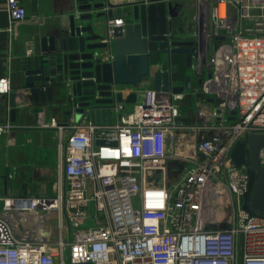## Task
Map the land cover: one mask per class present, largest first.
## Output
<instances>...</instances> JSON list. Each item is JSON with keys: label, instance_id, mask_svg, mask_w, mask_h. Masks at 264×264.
Instances as JSON below:
<instances>
[{"label": "built area", "instance_id": "1", "mask_svg": "<svg viewBox=\"0 0 264 264\" xmlns=\"http://www.w3.org/2000/svg\"><path fill=\"white\" fill-rule=\"evenodd\" d=\"M24 1L6 0L12 22L27 17ZM200 2L219 41L205 66L211 71L197 124L179 121L177 101L186 92L153 87L139 89L135 104H112L111 123L88 114L66 124L54 119V194L7 196L3 207L55 212L61 236L22 238L0 215V264H264V216L243 208L248 167L231 155L238 140L264 134V0ZM124 23L108 19L110 36ZM201 71L196 49L192 72L199 78ZM11 91L10 76H0V96ZM259 161L264 165V145Z\"/></svg>", "mask_w": 264, "mask_h": 264}, {"label": "water", "instance_id": "2", "mask_svg": "<svg viewBox=\"0 0 264 264\" xmlns=\"http://www.w3.org/2000/svg\"><path fill=\"white\" fill-rule=\"evenodd\" d=\"M79 1V15H70L68 25L43 36L40 51L27 58L21 88L28 95L17 91L10 94L12 120L18 112V96H24L34 113H42L43 103L54 100L57 86L66 90L69 113L76 119L88 114L92 122L111 123L112 104H135L139 100L140 91L125 93L126 85L148 80L157 92L178 94L202 85L192 72L194 40L179 36L176 27L184 1ZM114 17H123L125 23L114 26L111 37L107 20ZM209 100L222 101L214 97ZM24 102L23 112L27 106ZM263 145L264 134H249L231 151L237 167H248L243 208L251 215L264 216V165L259 161Z\"/></svg>", "mask_w": 264, "mask_h": 264}, {"label": "crops", "instance_id": "3", "mask_svg": "<svg viewBox=\"0 0 264 264\" xmlns=\"http://www.w3.org/2000/svg\"><path fill=\"white\" fill-rule=\"evenodd\" d=\"M123 1L128 0H112L114 3ZM181 1L185 3L184 8L189 5L193 7L189 0ZM24 5L27 17L12 22L6 0H0V76H10L11 93L17 91L28 95L21 88L27 58L40 51L43 36L54 34L68 25L70 15H79L80 1L25 0ZM193 40L197 49V40ZM143 87L153 86L147 80L140 85H126L124 90L127 93ZM10 94L0 99V215L11 221L22 238L57 239L61 236L57 213L29 210L7 212L3 207V198L54 194L60 149L59 132L52 121L57 119L59 123L66 124L73 116V113H69L66 90L54 87V100L43 103L45 111L42 113H34L32 105L24 102V96H18L15 120L11 119ZM23 102L27 103L24 112ZM133 108L127 105L128 110ZM67 135L68 131H65L64 136ZM62 237L65 241L71 237L67 221Z\"/></svg>", "mask_w": 264, "mask_h": 264}, {"label": "rangeland", "instance_id": "4", "mask_svg": "<svg viewBox=\"0 0 264 264\" xmlns=\"http://www.w3.org/2000/svg\"><path fill=\"white\" fill-rule=\"evenodd\" d=\"M193 7H185L181 12L179 20L177 19L176 27L179 29V36L197 40V51L202 63V71L199 78L204 82L210 69L205 66L210 64V59L214 56L215 46L219 39L215 35L214 21L210 16V11L207 12L205 6L200 0H189ZM203 10L200 11V7ZM210 8V4L209 7ZM200 17H195L197 13ZM207 92H205L203 84L195 85L194 88L187 91L185 96L177 101L179 107V121L186 125H194L198 122V104L205 101ZM138 201L136 200V205ZM93 222H86L84 226H91ZM66 264H70L68 258Z\"/></svg>", "mask_w": 264, "mask_h": 264}, {"label": "flooded vegetation", "instance_id": "5", "mask_svg": "<svg viewBox=\"0 0 264 264\" xmlns=\"http://www.w3.org/2000/svg\"><path fill=\"white\" fill-rule=\"evenodd\" d=\"M250 165L256 170V167L252 164V163H250ZM257 171V170H256Z\"/></svg>", "mask_w": 264, "mask_h": 264}]
</instances>
